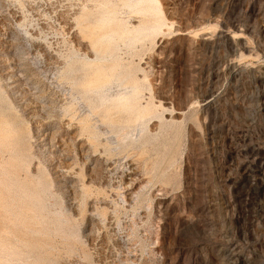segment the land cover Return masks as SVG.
<instances>
[{
    "label": "rangeland",
    "instance_id": "374dc122",
    "mask_svg": "<svg viewBox=\"0 0 264 264\" xmlns=\"http://www.w3.org/2000/svg\"><path fill=\"white\" fill-rule=\"evenodd\" d=\"M0 264H264V0H0Z\"/></svg>",
    "mask_w": 264,
    "mask_h": 264
}]
</instances>
